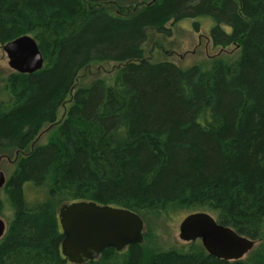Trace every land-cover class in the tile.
<instances>
[{"label":"trees","instance_id":"1","mask_svg":"<svg viewBox=\"0 0 264 264\" xmlns=\"http://www.w3.org/2000/svg\"><path fill=\"white\" fill-rule=\"evenodd\" d=\"M200 17L213 46L236 48L231 60L203 70L144 58L150 29L169 35L168 23ZM25 34L44 63L0 78V154L21 153L4 184L13 218L0 264H72L57 212L76 201L144 224L141 243L82 264H264V0H0V44ZM105 63L117 64L111 82L74 89ZM46 126L55 132L36 144ZM197 211L262 242L225 261L199 240H154L156 220Z\"/></svg>","mask_w":264,"mask_h":264},{"label":"water","instance_id":"2","mask_svg":"<svg viewBox=\"0 0 264 264\" xmlns=\"http://www.w3.org/2000/svg\"><path fill=\"white\" fill-rule=\"evenodd\" d=\"M2 50L14 72L31 74L43 66L44 59L37 43L28 34L6 42ZM5 182L6 178L0 171V189ZM57 216L63 235L61 254L72 264L94 260L107 248L120 251L143 240L141 217L125 208L76 201L60 206ZM178 231L181 241L199 240L208 255L225 261L242 259L255 244L254 240L219 224L210 214L202 211L185 215ZM4 233L5 224L0 219V238Z\"/></svg>","mask_w":264,"mask_h":264},{"label":"rangeland","instance_id":"3","mask_svg":"<svg viewBox=\"0 0 264 264\" xmlns=\"http://www.w3.org/2000/svg\"><path fill=\"white\" fill-rule=\"evenodd\" d=\"M195 22L198 23V30H195ZM212 24V21L206 17L194 19L186 18L177 23H168L166 27L168 28L169 35L150 29L147 39L143 44V56L150 62L167 60L181 68L196 65L203 70L209 68L212 60L217 56L229 61L235 55L236 48L233 45L225 48L213 46L209 36V30ZM226 29L229 30L228 28ZM7 62V56L0 44V78L13 72ZM116 66L117 64L115 63H105L81 70L78 73L74 89L86 85L93 78H103L107 82H111L112 72ZM68 106L69 101H66L59 107L57 111V121H60L64 117ZM54 132L55 126L44 127L36 137L35 143H45ZM20 155L21 153L17 152H12L8 155L5 153L0 154V171L3 172L6 179L12 172ZM0 203L2 207L0 210V219L3 220L6 231L8 223L13 218V210L10 208L4 186L0 189ZM186 214L187 213L173 214L170 217L155 221L152 230L156 235L154 240L159 246L167 248L181 247L187 244V242L181 241L178 237V225ZM263 230L264 220L261 233ZM254 241L255 244L253 248L258 247L262 242V237L260 236Z\"/></svg>","mask_w":264,"mask_h":264}]
</instances>
